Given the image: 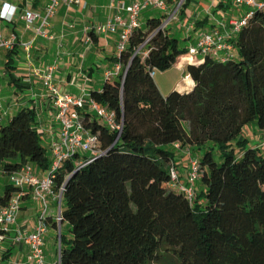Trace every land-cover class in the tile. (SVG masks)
<instances>
[{"label":"trees","instance_id":"obj_1","mask_svg":"<svg viewBox=\"0 0 264 264\" xmlns=\"http://www.w3.org/2000/svg\"><path fill=\"white\" fill-rule=\"evenodd\" d=\"M163 24L152 18L135 28L114 60L119 73L90 91L115 113L120 135L83 111L99 152L78 155L55 173L54 191L64 186L62 224L71 233L61 236V264H264V153L239 140L250 124L264 129V7L232 39L231 59L193 58L187 72L195 85L184 93L163 94L151 75L192 60ZM143 44L146 54H135ZM37 125L30 107L0 124L1 174L28 163L49 170ZM176 143L200 162L193 202L169 185ZM15 192L6 185L0 206Z\"/></svg>","mask_w":264,"mask_h":264},{"label":"crops","instance_id":"obj_2","mask_svg":"<svg viewBox=\"0 0 264 264\" xmlns=\"http://www.w3.org/2000/svg\"><path fill=\"white\" fill-rule=\"evenodd\" d=\"M78 1L79 3L72 5L65 2L61 3L57 13L51 18L49 29L55 36L54 39L40 37L35 39L33 29L27 28L21 19V15L25 10L43 13L46 1L0 0V11L3 3H9L17 8L14 21H0V30L6 39L16 35L18 37L17 43L20 45V48L15 50L6 48L0 50V116L4 119L3 123L9 122L23 107H33L39 115L41 114L40 124L46 128L49 127V122L53 120L52 100L48 96L43 82L32 74V65L43 72L54 68L53 77L57 84L55 85L62 92H68L79 97H86L85 95L90 94L94 84L104 83L109 73H116L117 66L120 65L114 61L120 55L119 37L118 35H99L94 29L98 24L107 22L120 12L122 3L130 4L135 0ZM175 5L170 6L169 13L175 9ZM209 6L214 11L211 19L200 20L199 17L195 16L191 19V21L196 22V28L201 29L199 33L217 29L230 32L232 22L240 21L245 17L244 12L234 5V0H211ZM140 24L143 26V21H140ZM236 36L237 34H233V38ZM32 41H34L33 55L31 51V59L29 60L21 44ZM107 61L111 62L108 63ZM193 62L192 58V60H185L174 66L183 72L184 77L173 84L168 93L174 90L184 93L194 87L195 82L187 72V65ZM62 87H64L63 90ZM159 88L161 89L160 86ZM51 126V130L57 134L58 125L54 122ZM254 131L259 137L257 146L254 147H259L264 129ZM190 156H192L191 152L188 153V157H185L187 160L179 170L183 181L186 180ZM176 164L178 168L180 163L176 162ZM35 168L39 177H44L48 172V170H42L37 166ZM197 186L200 190V185ZM49 197L54 203V197L52 195ZM35 202L32 189L27 188L16 225L24 236L29 234L35 226L32 220ZM49 205L48 201V207ZM1 208L2 206H0V210ZM48 225L49 231L50 229L58 230L60 227L55 225L54 216L50 215H48ZM0 264H30V248L23 239L19 238L16 231L5 234V240L0 242Z\"/></svg>","mask_w":264,"mask_h":264},{"label":"built area","instance_id":"obj_3","mask_svg":"<svg viewBox=\"0 0 264 264\" xmlns=\"http://www.w3.org/2000/svg\"><path fill=\"white\" fill-rule=\"evenodd\" d=\"M44 12L38 13L32 10H25L21 19L26 24L27 28L33 29L36 38L54 39L55 36L50 32V19L57 13L61 3L65 2L70 5L79 3L78 0H45ZM185 0H135L130 4H121L120 12L116 13L111 19L105 23L98 24L94 31L99 35H118L119 43L118 49L121 53L129 42L133 30L140 27V15L143 10L150 7L169 12L170 6L175 5L172 13H169L168 20L162 25L165 28L167 24L174 19L177 11L184 4ZM3 3L1 11L5 5ZM237 7L246 6L251 11L240 21H233L230 32H223L220 30H213L209 32L199 33L196 40L197 46L191 45L189 47V55L196 58L198 55L202 57H211L227 61L234 55V45L232 43L233 34H238L241 28L246 24L248 18L251 16L255 8H263L264 2L261 0H234ZM11 6V5H10ZM17 8L12 6L7 15L0 16V21L12 22L15 19ZM126 15V17H125ZM223 26V24L221 23ZM18 37L12 35L6 39L0 30V50L3 48L13 49L17 43ZM34 41L30 43H23L21 46L27 53V58L31 59V51ZM143 44L137 49L135 54L144 52ZM54 68L48 71L32 65V74L43 82L44 87L48 92V96L52 100V108L54 110L53 121L58 125L57 134L50 137L49 149L52 154L51 166L44 177H39L35 165L26 164L16 174L10 175V181L16 188L8 204L0 210V242L5 240V234L16 231L20 239H23L30 248V264H46L45 258V236L48 232V197L53 196L54 200L59 202V211L54 218L55 223L62 225V204L64 186H61L58 192H55L54 177L57 170H59L67 161L74 159L76 156L96 155L99 150L96 148V139L85 128L82 121V112L88 110L91 113H96L97 118L104 121L112 131H118L120 135L122 125L117 123L115 113L107 110L105 107L94 102L90 94L86 97L75 96L68 92H62L54 83L53 77ZM121 70V65L117 66L116 73H109L108 76L116 75ZM157 70L151 72L152 77H155ZM1 109V98H0ZM3 117L0 116V124L3 122ZM119 137V136H118ZM175 148L179 149V143L175 144ZM260 150L264 153V133L259 145ZM84 165L88 162H83ZM200 162L196 157H191L189 160L188 172L186 180L183 181L180 171L176 166H173L170 171V186L183 193L191 202L197 197V184L200 179ZM31 188L35 200H41L44 203L45 211L40 215L33 230L23 235L16 227L17 221L21 212L22 201L26 194V189ZM61 242L59 246V260L56 264H61L60 258Z\"/></svg>","mask_w":264,"mask_h":264},{"label":"rangeland","instance_id":"obj_4","mask_svg":"<svg viewBox=\"0 0 264 264\" xmlns=\"http://www.w3.org/2000/svg\"><path fill=\"white\" fill-rule=\"evenodd\" d=\"M210 1L211 0H190L189 3L186 5V7L180 8L177 11L174 19H172L167 24L166 29L168 30L169 34L171 36H176V38H178L180 40V46L181 47H188L189 48V47H191V45L197 46L196 40L199 36V31H201V29L196 28V22H194L193 20L191 21V19H193L192 17H194V16L199 17L200 20L211 19L213 17L212 12H214V11L209 6ZM237 8H239L240 10H242L244 12V16H246L251 11V9L246 7V6H240ZM152 18L162 19L163 22L165 23L169 18V12L150 7L148 9H145L142 11L139 20L143 21V26L146 27L148 20L152 19ZM51 20L52 19L49 20L50 23H51ZM33 33L35 36L34 31H33ZM187 38H189V39H187ZM32 55H33V50H32ZM197 59L201 60L202 55H198ZM103 61L106 62V60H103ZM107 62L110 63L111 61H107ZM95 77H97V76L95 75ZM183 77H184L183 72L179 71L177 69V67H173L170 70L165 71V72L157 71L155 79H156V82L161 87L162 92L168 93V91H170L172 89L171 87L173 86V84H175L177 81H180ZM54 82L56 84V81H54ZM104 83L98 84V85L94 84L92 90H98V91L102 90ZM63 89H64V87H62V90ZM20 95H21V93H20ZM13 114H15V112H13ZM92 115H93V117L97 118L96 113H93ZM41 118H42L41 114L39 115L37 112V121L39 123V125H37L38 133L41 136L42 143L47 148L48 155L50 156V158L52 160V154H51V151L49 149V145H50L49 142H50V137L53 134L52 133L53 130H51L52 129L51 125L54 124V122L52 123L53 120L50 121L49 127L46 128V126L44 127V126H42V124H40ZM7 123L8 122L6 121L5 124H7ZM245 128L246 129L244 130V133L239 137V140H242L245 137H247V139H249V141L251 143V146H257V141H258L259 137H257V135L254 133L255 132L254 130H260V128H258L255 123L250 124V125L246 126ZM246 134L247 135L249 134L250 136L248 135L249 136L248 137ZM234 144H235V147L237 148L236 151L239 154L240 149H239V145H238L237 141H234ZM174 151H175V161L178 164L180 163L178 166V170H180L183 163H185L187 160L185 157L186 156L188 157L189 150H188V148H184V149H175ZM2 181H4V182H2ZM8 184H12L10 181V177L4 176L0 172V197L4 195L5 186ZM35 201L36 202L34 204V211L32 214L34 216H33L32 220L34 221V223L36 225L39 216L41 214H43L45 211V206L41 200H39V201L35 200ZM48 201L50 204L48 207V210H47L48 215L54 216V218H55L56 215L58 214V211H59V202L55 200L53 203L51 197L48 198ZM63 207H65L64 204H63ZM48 231H49V229H48ZM62 234L66 238L71 236L70 226L66 222L64 224H62L60 227H58V230L50 229L48 235L45 236L44 252H45V258H46V264H56V262L59 260V246H60V238H61Z\"/></svg>","mask_w":264,"mask_h":264},{"label":"clouds","instance_id":"obj_5","mask_svg":"<svg viewBox=\"0 0 264 264\" xmlns=\"http://www.w3.org/2000/svg\"><path fill=\"white\" fill-rule=\"evenodd\" d=\"M11 8L12 6L6 4L4 9L0 11V16L7 15L10 12Z\"/></svg>","mask_w":264,"mask_h":264}]
</instances>
